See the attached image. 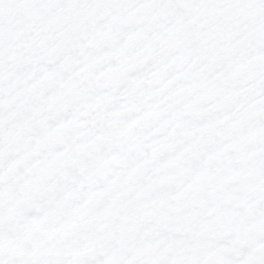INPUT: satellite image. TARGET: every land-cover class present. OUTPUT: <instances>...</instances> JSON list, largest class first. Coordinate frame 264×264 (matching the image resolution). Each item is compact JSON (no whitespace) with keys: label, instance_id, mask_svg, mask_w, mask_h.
<instances>
[{"label":"snow or ice","instance_id":"obj_1","mask_svg":"<svg viewBox=\"0 0 264 264\" xmlns=\"http://www.w3.org/2000/svg\"><path fill=\"white\" fill-rule=\"evenodd\" d=\"M0 264H264V0H0Z\"/></svg>","mask_w":264,"mask_h":264}]
</instances>
